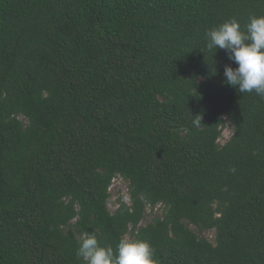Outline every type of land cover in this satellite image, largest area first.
I'll return each instance as SVG.
<instances>
[{
    "label": "trees",
    "instance_id": "obj_1",
    "mask_svg": "<svg viewBox=\"0 0 264 264\" xmlns=\"http://www.w3.org/2000/svg\"><path fill=\"white\" fill-rule=\"evenodd\" d=\"M252 15L264 0H0V264H83L86 233L158 264H264V98L206 46Z\"/></svg>",
    "mask_w": 264,
    "mask_h": 264
},
{
    "label": "clouds",
    "instance_id": "obj_2",
    "mask_svg": "<svg viewBox=\"0 0 264 264\" xmlns=\"http://www.w3.org/2000/svg\"><path fill=\"white\" fill-rule=\"evenodd\" d=\"M206 39L209 50H224L231 61L224 66V83L239 94L255 92L264 98V15L250 16L245 30L236 19L225 21L207 30ZM193 122L199 126L200 120ZM75 254L83 264H158L150 242L127 236L114 249L101 246L94 234L86 233Z\"/></svg>",
    "mask_w": 264,
    "mask_h": 264
},
{
    "label": "rangeland",
    "instance_id": "obj_3",
    "mask_svg": "<svg viewBox=\"0 0 264 264\" xmlns=\"http://www.w3.org/2000/svg\"><path fill=\"white\" fill-rule=\"evenodd\" d=\"M233 132V127L229 123L226 127V129L223 132V137L221 139V143H225L232 135ZM112 191V199H111V204L110 207L112 210L116 209L118 206L117 199L120 196H123L124 199L129 200V185L126 180H124L122 177H117L114 180V183L111 188ZM162 214V206H158L154 211H152L150 208L147 210L146 217L143 221V224L148 223L152 218H154L157 215ZM204 235L207 236L211 241H215V231H207L204 232ZM129 238V236H127Z\"/></svg>",
    "mask_w": 264,
    "mask_h": 264
}]
</instances>
